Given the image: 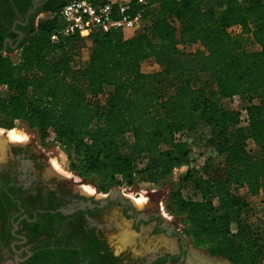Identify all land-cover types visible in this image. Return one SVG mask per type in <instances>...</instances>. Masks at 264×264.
Segmentation results:
<instances>
[{
  "label": "trees",
  "instance_id": "16d2710c",
  "mask_svg": "<svg viewBox=\"0 0 264 264\" xmlns=\"http://www.w3.org/2000/svg\"><path fill=\"white\" fill-rule=\"evenodd\" d=\"M211 1L132 0L128 13L140 15L144 28L128 38L94 31L81 66L85 39L52 42L61 20H43L18 62L0 54V127L24 123L53 135L106 192L137 181L157 185L187 166L171 202L186 236L233 264H263L264 229L245 226L248 199L235 190L264 193V0H227L223 16ZM189 45L198 48H180ZM149 60L158 73L144 72ZM201 76L211 79L196 85ZM235 97L246 102L244 113L228 106ZM200 126L215 156L192 168L190 138Z\"/></svg>",
  "mask_w": 264,
  "mask_h": 264
},
{
  "label": "flooded vegetation",
  "instance_id": "af4514ba",
  "mask_svg": "<svg viewBox=\"0 0 264 264\" xmlns=\"http://www.w3.org/2000/svg\"><path fill=\"white\" fill-rule=\"evenodd\" d=\"M63 3L0 0V54L18 53ZM10 142L18 145L0 165V264H218L193 251L228 260L196 247L154 194L92 193L38 142Z\"/></svg>",
  "mask_w": 264,
  "mask_h": 264
},
{
  "label": "rangeland",
  "instance_id": "374dc122",
  "mask_svg": "<svg viewBox=\"0 0 264 264\" xmlns=\"http://www.w3.org/2000/svg\"><path fill=\"white\" fill-rule=\"evenodd\" d=\"M66 1L67 0H64V2ZM226 3L227 0H213L210 2V5L214 7L218 15L223 16ZM49 17L50 16L42 17L40 22L46 20ZM143 28L144 25L137 27L135 29H125V30L122 29L118 31L121 32L124 37L128 38L135 36ZM231 31L239 32L240 27L232 26ZM180 48L186 51H194L198 48V46L189 45V46H180ZM91 49H92L91 40L90 39L84 40V45L80 49V55L76 61L77 66L84 65V63L89 58ZM251 49L252 50L256 49V47H252ZM20 52L21 49L18 53H12L6 55L11 57L15 62H18L20 60ZM143 70L145 73L155 74L160 71V66L155 61L149 60L143 64ZM210 79L211 78L209 76H201L199 77V79L196 80V85H203L206 81ZM0 92L5 93V90H1ZM102 101L105 102L103 98ZM227 103L229 107L244 113L246 102H244V100H242L240 97H235L234 99L229 100ZM9 130H15L17 132L20 131L22 135L27 134V136L31 140L35 141V143L38 142L39 145L42 146L44 149H46L47 152L50 154L49 159H51L52 164H54V167L57 168L59 172L65 174L70 179L72 178L71 181L72 180L77 181V183L75 184L83 185V186L88 185L92 188L94 192L102 191L106 193V191L100 189L101 182L98 178L89 177L88 175H83L80 173L79 170H77L73 162V153L70 150L66 149L64 146H62L60 143H58L54 139L53 135H50L46 138L42 137L36 130L30 129L24 123H17L12 128L0 127V134L5 133L6 131L8 132ZM208 135L209 134L204 129V127L200 126V130L191 136L190 140L192 142V153L188 164L189 167L199 168L207 159L215 156V153H213L210 150V148L207 146ZM249 148L252 150L255 149V144L252 141L249 142ZM187 170H188L187 166L178 167L172 174L165 177L157 185H152L143 181H137L132 186L116 185L113 188H111L109 191L114 190L116 188H121V190L125 191V193H128L136 198H141V199L146 197L148 193L154 194L157 198L160 199L162 204L161 208L164 210L165 214L172 219L173 223L176 222L185 229L181 219L177 215H175V213L172 211L171 202L174 193L177 192L178 190L180 176L185 174ZM235 193H237V195L239 196H244L248 199L247 201L249 205L247 207V210L245 211V214L250 216V218L248 219V222L245 224V226L255 231H262L264 229V193H262V195L257 197H250L245 188H238L237 190H235ZM184 196L188 198L190 197V194L184 191ZM233 229L235 232H238L239 230L236 222H234L233 224Z\"/></svg>",
  "mask_w": 264,
  "mask_h": 264
},
{
  "label": "built area",
  "instance_id": "2783aa9c",
  "mask_svg": "<svg viewBox=\"0 0 264 264\" xmlns=\"http://www.w3.org/2000/svg\"><path fill=\"white\" fill-rule=\"evenodd\" d=\"M147 1L138 0L140 4ZM129 4L114 0H69L59 12L50 14V17L58 15L61 20V27L51 35V41L75 35L86 40L96 30L110 32L143 26L144 19L140 15H129Z\"/></svg>",
  "mask_w": 264,
  "mask_h": 264
},
{
  "label": "water",
  "instance_id": "95a60500",
  "mask_svg": "<svg viewBox=\"0 0 264 264\" xmlns=\"http://www.w3.org/2000/svg\"><path fill=\"white\" fill-rule=\"evenodd\" d=\"M7 132L0 134V165L8 159V155L11 153V150L13 148H16L18 144L11 143L10 140L6 137ZM24 163H27L28 165H32V162L30 160H25ZM121 188H116L114 192L121 193ZM193 251V250H192ZM196 253L195 255L198 256V259H201L205 262L207 261H218V264H221L222 262H225L226 264H231L228 260H224L222 258H216L211 257L206 254H201V252L193 251Z\"/></svg>",
  "mask_w": 264,
  "mask_h": 264
},
{
  "label": "bare ground",
  "instance_id": "6f19581e",
  "mask_svg": "<svg viewBox=\"0 0 264 264\" xmlns=\"http://www.w3.org/2000/svg\"><path fill=\"white\" fill-rule=\"evenodd\" d=\"M19 131V130H18ZM2 132V131H1ZM7 132V131H6ZM22 132V131H21ZM23 133V132H22ZM10 141H13V142H21V141H27L28 139H29V137L27 136V134L26 135H22L21 133H20V131L19 132H17V131H15V130H9L8 132H7V136H6ZM84 188L85 189H87L88 191H90V192H94L93 190H92V188L90 187V186H88V185H85L84 186Z\"/></svg>",
  "mask_w": 264,
  "mask_h": 264
},
{
  "label": "crops",
  "instance_id": "0c3cea01",
  "mask_svg": "<svg viewBox=\"0 0 264 264\" xmlns=\"http://www.w3.org/2000/svg\"><path fill=\"white\" fill-rule=\"evenodd\" d=\"M114 1H125V2L130 3L132 0H114Z\"/></svg>",
  "mask_w": 264,
  "mask_h": 264
}]
</instances>
